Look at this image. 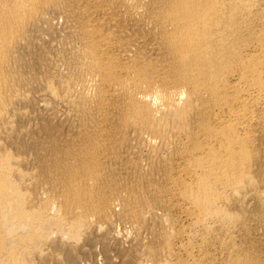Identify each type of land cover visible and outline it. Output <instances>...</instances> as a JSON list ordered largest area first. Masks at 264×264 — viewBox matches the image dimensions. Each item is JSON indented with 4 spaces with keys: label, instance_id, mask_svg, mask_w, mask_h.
Returning a JSON list of instances; mask_svg holds the SVG:
<instances>
[{
    "label": "bare ground",
    "instance_id": "obj_1",
    "mask_svg": "<svg viewBox=\"0 0 264 264\" xmlns=\"http://www.w3.org/2000/svg\"><path fill=\"white\" fill-rule=\"evenodd\" d=\"M0 264H264V0H0Z\"/></svg>",
    "mask_w": 264,
    "mask_h": 264
}]
</instances>
